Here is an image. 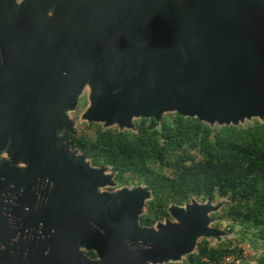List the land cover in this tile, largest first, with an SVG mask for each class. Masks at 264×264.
Instances as JSON below:
<instances>
[{"label":"water","instance_id":"obj_1","mask_svg":"<svg viewBox=\"0 0 264 264\" xmlns=\"http://www.w3.org/2000/svg\"><path fill=\"white\" fill-rule=\"evenodd\" d=\"M85 88L82 118L119 131L264 120V0H0V264L175 263L224 236L211 201L148 228L146 187L98 192L111 175L61 136Z\"/></svg>","mask_w":264,"mask_h":264},{"label":"trees","instance_id":"obj_2","mask_svg":"<svg viewBox=\"0 0 264 264\" xmlns=\"http://www.w3.org/2000/svg\"><path fill=\"white\" fill-rule=\"evenodd\" d=\"M61 136L71 151L85 155L90 166L113 173L117 182L125 183L128 176L145 185L150 198L138 217L141 226L170 218L171 206L219 197L228 200L223 213L232 222L229 230L249 227L255 237L264 238V124L214 128L169 113L159 121L140 119L134 130L102 127L93 138L68 132ZM233 242L212 246L202 239L186 260L174 264H205L204 259L221 264L225 255L241 252L229 250ZM256 258L243 259L244 264H264V253Z\"/></svg>","mask_w":264,"mask_h":264},{"label":"rangeland","instance_id":"obj_3","mask_svg":"<svg viewBox=\"0 0 264 264\" xmlns=\"http://www.w3.org/2000/svg\"><path fill=\"white\" fill-rule=\"evenodd\" d=\"M89 89L85 88L83 93H81V95L78 98L77 101V106L75 108V110L70 111L68 113V119L71 123V128L72 130L68 133L75 135V136H80L83 135L87 138H93L95 136V132L98 128H102L103 124L102 123H89L88 121L84 120L82 118V114L85 112V110H87L86 108L89 105ZM169 113H164L163 115H168ZM140 119H134L133 120V124L134 127L133 129H128V130H134L135 126L137 125V122ZM242 121H239V123L237 124H224L222 126H217L215 125L214 128H220V127H246L249 124H253V123H259V124H264V120H260L258 118H253L252 120H248V119H244ZM111 129H116L118 130V126L117 125H112L110 127ZM127 130V129H126ZM77 154H80L79 152L75 151ZM193 155H195V153L193 152ZM0 159H6L5 154H1L0 155ZM87 163H89L88 160H86ZM8 165L10 166H14L15 168H23L24 165L23 164H19V163H13L11 160H7L6 162ZM90 165V164H89ZM92 167V165L90 166ZM94 169V167H92ZM105 174L107 175H111V180H112V185L110 186H105L103 188H99L98 192H107V193H112L115 192L119 189L122 188H127V189H131L134 187H140V188H145V185L140 181H138V179H133L132 177H126L128 180L125 181V183H119L115 180L114 178V174L113 173H109V171L106 170ZM150 198V197H149ZM148 198V199H149ZM148 199L145 200V204L147 203ZM195 200V199H194ZM196 202H198L199 204H203L205 202H201L199 200H195ZM228 203V200L225 198H219V197H215V199L213 201H211V205L215 206V211L210 213V218L214 221L211 223V227H215L221 231H223V233L225 234L224 236H221V238L219 240H216L215 237H205V238H199L197 240V242L201 241L202 239H206V241L208 243H210L212 246H216L217 244L227 240V239H234V243H240L238 242L239 239H241V236H243V240H245V242L242 243H246L251 245V247H253L252 249L254 250V255L253 257H259V254L262 252L264 253V238L263 239H259L258 237H255L254 231L252 230V228H249L247 230H245V232H241V227H239L238 225H236L234 227V230L231 231L229 230L230 227H232V222L228 220V218L225 217L223 211L226 209V204ZM184 206V205H183ZM182 207V206H181ZM145 212V207L142 209V214ZM168 221L170 220L172 222V219L168 218ZM165 220L160 221V223H164ZM159 223V222H158ZM158 223H156L155 225L151 226V227H155ZM148 227V228H151ZM229 227V228H227ZM230 234V237H227L226 235ZM245 234V236L243 235ZM237 239V240H235ZM187 256L183 257L181 261L179 262H175V263H182L184 260H186ZM257 259V258H256ZM172 262L169 263H164V264H171ZM174 264V263H173Z\"/></svg>","mask_w":264,"mask_h":264},{"label":"built area","instance_id":"obj_4","mask_svg":"<svg viewBox=\"0 0 264 264\" xmlns=\"http://www.w3.org/2000/svg\"><path fill=\"white\" fill-rule=\"evenodd\" d=\"M240 249L241 252H233L230 254L225 255L221 259V264H244L243 259H248L250 257H253L254 250L249 244L246 243H231V246L229 247V250H236ZM205 264H210L207 259H204Z\"/></svg>","mask_w":264,"mask_h":264},{"label":"flooded vegetation","instance_id":"obj_5","mask_svg":"<svg viewBox=\"0 0 264 264\" xmlns=\"http://www.w3.org/2000/svg\"><path fill=\"white\" fill-rule=\"evenodd\" d=\"M79 252L90 262L98 260V256L93 250H86L83 247H79Z\"/></svg>","mask_w":264,"mask_h":264}]
</instances>
